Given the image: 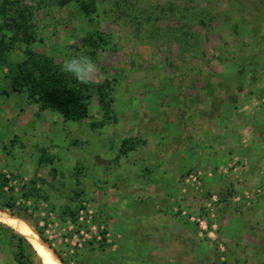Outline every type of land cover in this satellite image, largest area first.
Masks as SVG:
<instances>
[{
  "label": "rangeland",
  "instance_id": "374dc122",
  "mask_svg": "<svg viewBox=\"0 0 264 264\" xmlns=\"http://www.w3.org/2000/svg\"><path fill=\"white\" fill-rule=\"evenodd\" d=\"M91 1L87 18L73 0H0V39L15 21L35 39L15 61L63 64L104 35L92 83L111 109L93 91L91 117L67 122L4 95L0 67V169L44 179L41 225L68 264H264V0Z\"/></svg>",
  "mask_w": 264,
  "mask_h": 264
},
{
  "label": "trees",
  "instance_id": "16d2710c",
  "mask_svg": "<svg viewBox=\"0 0 264 264\" xmlns=\"http://www.w3.org/2000/svg\"><path fill=\"white\" fill-rule=\"evenodd\" d=\"M61 5L68 4L71 0H60ZM76 1L87 18L97 10L96 4L91 1ZM181 21L182 32H176L177 38L191 35L192 25L190 19L184 16ZM8 30L12 31L11 40L0 39V67L6 68L5 80L8 90L3 94L9 96L11 92L26 93L29 101L36 103L41 112H59L67 122H82L91 117L90 99L93 91L99 95V100L106 114L110 113V105L107 103V95L103 85L94 83L80 84L72 76L63 72L62 64L41 53L28 48L20 60H13L14 50L18 41L24 40L28 45L35 42L30 28L21 33L23 28L19 21L7 23ZM20 36L23 38L21 39ZM198 39H196L197 41ZM87 48L86 55L92 57L97 63L100 49L109 45L104 35H89L83 39ZM182 45H186L182 43ZM194 55V52L192 53ZM1 147V140H0ZM136 145L132 140L123 141L120 147V156L128 154ZM39 166L48 163L53 164L54 159L47 148L39 149ZM13 173H6L0 169V209L19 217L31 225L38 234L55 251L63 264H68L61 253L52 245L45 235V228L41 225V203L49 201L47 190L44 188V179L32 178L29 180L19 179ZM12 182L15 185H12ZM77 187H81V181L77 179ZM82 191L77 192V198H81ZM71 206L62 207L63 216L75 214ZM45 259L35 247L20 233L0 222V264H36L35 259Z\"/></svg>",
  "mask_w": 264,
  "mask_h": 264
},
{
  "label": "bare ground",
  "instance_id": "6f19581e",
  "mask_svg": "<svg viewBox=\"0 0 264 264\" xmlns=\"http://www.w3.org/2000/svg\"><path fill=\"white\" fill-rule=\"evenodd\" d=\"M0 221L24 236L35 247L39 254L45 258L48 264H63L50 245L45 242L38 232L28 223L2 209H0Z\"/></svg>",
  "mask_w": 264,
  "mask_h": 264
},
{
  "label": "clouds",
  "instance_id": "9594fccd",
  "mask_svg": "<svg viewBox=\"0 0 264 264\" xmlns=\"http://www.w3.org/2000/svg\"><path fill=\"white\" fill-rule=\"evenodd\" d=\"M63 72L72 76L80 84H89L99 78L100 67L90 56L73 55L62 64Z\"/></svg>",
  "mask_w": 264,
  "mask_h": 264
},
{
  "label": "water",
  "instance_id": "95a60500",
  "mask_svg": "<svg viewBox=\"0 0 264 264\" xmlns=\"http://www.w3.org/2000/svg\"><path fill=\"white\" fill-rule=\"evenodd\" d=\"M53 249V248H52ZM55 252V251H54ZM56 254V253H55Z\"/></svg>",
  "mask_w": 264,
  "mask_h": 264
}]
</instances>
